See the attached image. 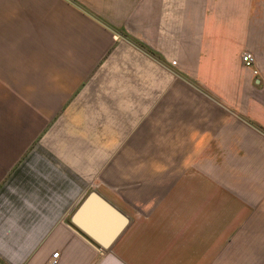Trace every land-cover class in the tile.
<instances>
[{
    "label": "crops",
    "instance_id": "0c3cea01",
    "mask_svg": "<svg viewBox=\"0 0 264 264\" xmlns=\"http://www.w3.org/2000/svg\"><path fill=\"white\" fill-rule=\"evenodd\" d=\"M54 252L264 264V0H0V264Z\"/></svg>",
    "mask_w": 264,
    "mask_h": 264
},
{
    "label": "water",
    "instance_id": "95a60500",
    "mask_svg": "<svg viewBox=\"0 0 264 264\" xmlns=\"http://www.w3.org/2000/svg\"><path fill=\"white\" fill-rule=\"evenodd\" d=\"M97 203L92 207V203ZM73 222L102 248H108L127 224V218L97 193L91 192L73 216Z\"/></svg>",
    "mask_w": 264,
    "mask_h": 264
},
{
    "label": "built area",
    "instance_id": "2783aa9c",
    "mask_svg": "<svg viewBox=\"0 0 264 264\" xmlns=\"http://www.w3.org/2000/svg\"><path fill=\"white\" fill-rule=\"evenodd\" d=\"M241 61L242 63L249 67L253 64V56L249 52H243L241 54ZM58 252H54L49 258H47L43 264H58Z\"/></svg>",
    "mask_w": 264,
    "mask_h": 264
}]
</instances>
